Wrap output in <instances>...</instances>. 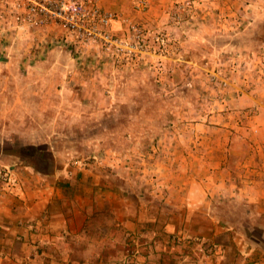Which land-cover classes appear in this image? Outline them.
I'll use <instances>...</instances> for the list:
<instances>
[{
    "label": "rangeland",
    "instance_id": "1",
    "mask_svg": "<svg viewBox=\"0 0 264 264\" xmlns=\"http://www.w3.org/2000/svg\"><path fill=\"white\" fill-rule=\"evenodd\" d=\"M15 1L6 4L9 26L0 27V146L8 153L1 157L81 180L83 195L92 191V180L102 189L112 187L116 211H122L125 198L133 206L136 198L137 207L141 204L152 216L162 210L156 197L161 172L153 161L164 132L205 123L227 109L229 94L236 97L237 89L264 86V0H159L176 39L171 31L131 20L169 41L163 56L144 53L130 61L78 44L56 20L34 26L16 21L27 12L15 9ZM136 1L128 2L131 9L144 13L156 0H149L142 12L135 9ZM59 28L64 36L55 35ZM16 29L25 35L19 42ZM86 51L94 57H79ZM27 84L36 90H27ZM50 85L63 89L49 95L45 88ZM102 192L92 194L103 202ZM105 202L92 205L81 247L116 256L123 252V264H138L144 257L157 260L165 243L170 251L163 264H173L177 238L158 239L156 233L167 216H135V234L125 236L122 226H114L115 209Z\"/></svg>",
    "mask_w": 264,
    "mask_h": 264
},
{
    "label": "crops",
    "instance_id": "2",
    "mask_svg": "<svg viewBox=\"0 0 264 264\" xmlns=\"http://www.w3.org/2000/svg\"><path fill=\"white\" fill-rule=\"evenodd\" d=\"M129 1L101 0L100 6L149 29L171 31L176 39L159 0L144 13L134 12ZM10 2L0 0V27L10 24L6 13ZM49 27L58 30L56 25ZM110 31L128 35L121 21L113 22ZM61 33L64 36L59 28L55 35ZM13 35L18 42L25 36L17 29ZM24 87L36 90L35 85ZM62 89L45 88L49 95ZM237 90L236 97L228 95L227 109L221 114L160 136V153L153 165L161 172L156 197L162 210H155L153 216L141 204L137 207L136 198L134 206L125 198L122 211H116V190L102 189L98 181L92 180V191L83 195L81 180L5 162L1 156L8 153L0 146V264H123V252L116 256L81 247L92 205L105 201L115 209L114 226H122L125 236L135 234L131 221L135 216L142 220L147 215L153 220L167 216L169 221L157 226L156 233L158 239L177 238L173 264H264V86ZM7 177L9 187L4 183ZM98 190L103 191V202L100 195L92 194ZM95 230L109 235V230ZM160 245L157 260L144 257L138 264H163L170 250L165 243Z\"/></svg>",
    "mask_w": 264,
    "mask_h": 264
},
{
    "label": "built area",
    "instance_id": "3",
    "mask_svg": "<svg viewBox=\"0 0 264 264\" xmlns=\"http://www.w3.org/2000/svg\"><path fill=\"white\" fill-rule=\"evenodd\" d=\"M100 0H16L14 8L25 9L26 16L15 20L34 26L50 20L58 21L74 41L85 47H101L115 58L134 60L144 53L163 56L167 36L150 32L143 26L117 13L104 11ZM149 0H137L135 9L145 11ZM41 19L36 20L35 15ZM121 21L127 28V36H117L110 31L111 24ZM225 85V83H224ZM9 187V177L4 179Z\"/></svg>",
    "mask_w": 264,
    "mask_h": 264
}]
</instances>
